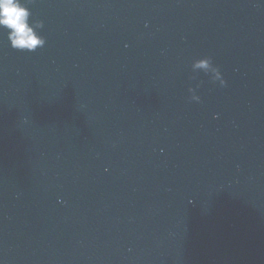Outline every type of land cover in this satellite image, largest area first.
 <instances>
[{"label":"water","instance_id":"1","mask_svg":"<svg viewBox=\"0 0 264 264\" xmlns=\"http://www.w3.org/2000/svg\"><path fill=\"white\" fill-rule=\"evenodd\" d=\"M20 2L44 43L0 27V264H255L264 0Z\"/></svg>","mask_w":264,"mask_h":264},{"label":"clouds","instance_id":"2","mask_svg":"<svg viewBox=\"0 0 264 264\" xmlns=\"http://www.w3.org/2000/svg\"><path fill=\"white\" fill-rule=\"evenodd\" d=\"M29 16L30 11L21 4L20 0H0V27L10 30L8 39L15 49L35 51L37 46H42L44 43L29 25ZM209 66V57L194 63V67L207 69ZM217 79L221 86L225 85L226 82L219 71H217Z\"/></svg>","mask_w":264,"mask_h":264}]
</instances>
